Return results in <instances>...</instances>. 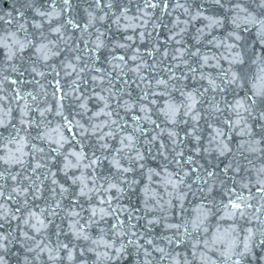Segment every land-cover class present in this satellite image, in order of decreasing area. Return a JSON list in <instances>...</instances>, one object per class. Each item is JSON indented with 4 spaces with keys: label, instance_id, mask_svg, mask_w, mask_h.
Masks as SVG:
<instances>
[{
    "label": "snow or ice",
    "instance_id": "1",
    "mask_svg": "<svg viewBox=\"0 0 264 264\" xmlns=\"http://www.w3.org/2000/svg\"><path fill=\"white\" fill-rule=\"evenodd\" d=\"M17 3L0 14V264H264V0Z\"/></svg>",
    "mask_w": 264,
    "mask_h": 264
},
{
    "label": "water",
    "instance_id": "2",
    "mask_svg": "<svg viewBox=\"0 0 264 264\" xmlns=\"http://www.w3.org/2000/svg\"><path fill=\"white\" fill-rule=\"evenodd\" d=\"M14 5L16 7H18V3H17V0H0V14H4L5 15V18L7 19V16H8V13L9 12H12L13 15H16L15 12H13V7ZM31 14L29 13V16ZM80 15H83V13L81 12ZM62 22V21H61ZM81 23H83V21H81ZM4 28H7L8 25L5 24L3 25ZM115 32V28L113 26V29L111 32H109V37L111 38L113 33ZM131 34V33H129ZM76 35H79V33H76ZM117 35V38L119 36V34H116ZM248 35V34H246ZM161 39H163V37H161ZM249 42L252 43V42H255L254 43V47H256L257 49H260L261 48V45L259 43V41L257 40L256 36H255V33L252 32L251 35H249ZM82 46V45H81ZM119 54H122V53H119ZM3 53L0 52V57H2ZM70 55L69 53L65 52V53H62L61 56L57 57V58H54L53 61H50V63H56V64H59L61 60L64 59L65 56H68ZM99 66V65H98ZM225 67H227V65L225 64ZM146 76L148 75H156L157 73H149V72H145L144 73ZM62 75V84L65 86V89L67 90V86L71 83V80L72 79H75V75L71 76V77H68V76H63V73H61ZM159 75H163L162 72L159 73ZM128 79H131V75L126 77ZM39 79V78H38ZM49 79H52L51 76H49ZM46 83V82H45ZM133 88L135 89V85H133ZM27 90H32V91H35V90H38V86H34V85H28L27 86ZM47 91L49 92V96L48 97H42V99H47L49 101H51V87H48L47 88ZM139 92V89H135L134 91V94H137ZM211 95V94H210ZM241 95H243V92H241ZM230 98V97H229ZM43 106V105H42ZM90 107L92 108V110H96L95 108V103L93 102ZM121 115H123V111H121ZM225 115H227V113H225ZM155 119V117H153ZM130 120V118H129ZM181 135H183V133H181ZM232 139H231V146L233 147L234 150H236L237 146L242 142L243 139L245 138H242L238 135H236L235 133H232ZM186 151V154H191L188 149L186 148L185 149ZM238 157H239V153H237ZM247 155V154H245ZM250 159H253V163L255 165V168H259L261 167L262 165H264V156H256V157H249ZM223 159V158H221ZM231 159V157L229 158ZM240 159V162L245 166L247 167V161L243 158V157H239ZM209 160H212L213 163H216L215 159H214V155L213 156H204L202 159H199V163L200 164H203V165H207L208 161ZM228 161L225 160L224 163H227ZM150 166L151 167H157V163L156 162H153V161H150ZM195 166V165H193ZM220 167H223V164L220 165ZM241 176H245L247 178H250L253 183L255 182L256 180V174H255V171L253 170L252 172H249V173H244V172H241L240 173ZM137 179H140L139 176L136 177ZM195 177L193 176V179ZM147 183V180H144L140 186L138 187L137 189V192H136V195H133L131 196V202L135 205H139L140 201L142 200V196L140 194V189L143 188L144 184ZM153 187H157L156 185H153ZM159 191L163 192V189L160 188ZM254 191V189H253ZM245 194H247V192H245ZM189 199H193L192 197H189ZM198 201H193V206L195 203H197ZM122 203H124L125 205L128 204V200H124L122 201ZM173 222H176L175 218L173 219Z\"/></svg>",
    "mask_w": 264,
    "mask_h": 264
}]
</instances>
